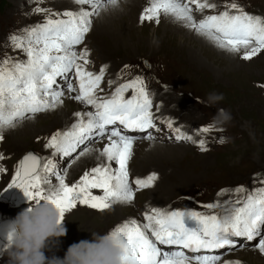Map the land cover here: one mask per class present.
<instances>
[{
  "label": "snow or ice",
  "instance_id": "6c2138e0",
  "mask_svg": "<svg viewBox=\"0 0 264 264\" xmlns=\"http://www.w3.org/2000/svg\"><path fill=\"white\" fill-rule=\"evenodd\" d=\"M35 2L39 5L43 0ZM72 3L80 6L77 11L53 12L36 7L35 13L43 14L44 21L24 29V35L9 37L10 47L23 52L26 58L0 57V142L5 130L62 106L68 93L91 110L74 113L76 122L72 127L54 132L47 138L45 147L54 150V155L73 157L71 163H75L91 154L96 142L107 141L102 149L96 150L104 162L85 170L71 185L66 182L67 172L56 170L54 159L42 162L40 157L29 153L17 165L9 188L21 189L29 203L53 204L61 220L78 205L99 212L116 204L131 205L138 191L153 188L159 179L156 173L132 178L129 169L135 137L125 132L148 133L144 138L154 140L149 130L159 131L145 80L137 76L120 84L110 96L99 95L107 66H102L99 73L88 70L91 53L78 47L91 32L94 19L115 0H72ZM192 6L200 13L217 9L210 0H149L140 15V23L159 25L162 16L172 17L218 48L231 54L242 53L245 61L264 52V17L246 12L237 0H229L223 11L197 20ZM129 90L132 95L125 98ZM161 123L175 134L177 141L193 143L202 152L209 150L205 139L195 140L174 127L171 119ZM213 131L214 127L208 125L200 128L197 135ZM219 142L223 144L225 140ZM3 171L0 168V173ZM93 190H99L102 195L94 194ZM227 191L222 189L217 195ZM232 191L238 198L232 202L231 209L219 200L202 205L207 212L150 208L143 215V223L130 219L117 226L111 235L122 249V264H221L220 255L187 253L232 249L236 247L234 238L257 241L255 249L264 255V186L252 191L239 186ZM241 193L246 195L240 197ZM216 208H224L225 215L217 214ZM11 239L12 234L8 233V244ZM161 246L176 250L165 251ZM223 264H240V261H223Z\"/></svg>",
  "mask_w": 264,
  "mask_h": 264
},
{
  "label": "rangeland",
  "instance_id": "374dc122",
  "mask_svg": "<svg viewBox=\"0 0 264 264\" xmlns=\"http://www.w3.org/2000/svg\"><path fill=\"white\" fill-rule=\"evenodd\" d=\"M25 1L0 0V57L11 56L19 60L26 58L23 52L10 47L9 37L24 35V29L44 21L43 14L35 13L36 7L51 9L53 12L78 10L71 7L59 8L60 3L57 1L64 0H43V3L39 5L35 0L23 3ZM139 2L136 10L133 12L128 10V13H125L126 16L123 15L121 20L120 17L117 18L112 24L113 36L108 33L109 30L106 35V33H94L92 28L91 34L86 36L84 45L78 46L81 51L90 47L91 63L88 65V70L94 72L101 69L104 64L113 65L117 67L116 70L122 68L119 80L116 81L117 86L140 76L145 80L149 91L169 92L176 96L175 100L179 102L175 106L173 103L170 105L166 120L171 118L174 124L180 126L175 127L182 129L185 133L193 130L195 139L197 141L205 139L209 150L202 152L193 143L174 144L172 139L152 141L145 139L144 136L135 137V143L156 142L159 148L171 149L165 154L151 155L149 160L141 159L146 157V154L142 149H137L132 160L139 159L138 163L130 167L132 178H140L143 171L158 174L157 182L166 183L162 187L163 190L156 187V184L153 188L138 191L131 205L119 207V204H116L105 212L91 213L103 219L99 225L90 222L77 223L76 220L71 219L69 222L65 216V226L67 230L70 229L71 235L50 242L49 247L45 249L48 259L55 257L63 260L71 245L81 240L91 241L93 232L101 234L110 232L130 219L143 223V215L150 208L161 209L166 206L167 210L180 208V206L185 208L187 205L196 207L195 205L215 203L219 200L231 209L234 206L232 202L238 198L232 190L243 186L252 191L264 186L261 184V181H264V52L251 61H245L241 58L242 53L231 54L213 43L209 45H202L198 41H192V43L188 35L185 36L186 39H182L183 41L180 40L179 34L173 35V41L168 42L164 35L170 31L161 30L156 36L159 25L149 22L140 23V15L148 6L149 0H139ZM228 2L229 0H212V3H216L217 9L205 10L204 16L218 14L224 10V5ZM237 2L246 12L264 17V0H237ZM120 9L112 10L109 7L111 12L107 11L108 19L112 14L122 11ZM95 21L94 19L93 27ZM142 59L150 63L148 69L142 66ZM125 65L129 67L125 69ZM128 93L132 91L129 90L125 97ZM210 93L222 94L223 101L211 107L206 106L204 102L207 101ZM218 109H224L231 114V120L228 123L219 125L213 123ZM55 116V113H51L49 116L36 119L34 122L36 129L32 131V135L18 134L12 137V135L3 134L4 139L2 143L0 142V156L4 159L0 160V168L4 171L0 173V194L14 179L17 165L25 155L33 153L40 157L42 162L48 160V157L57 158L51 155L54 150L45 147L47 138L54 132H63L60 125H53ZM208 125H212L215 131L208 135H197L200 128ZM222 138L225 140L223 144L219 142ZM49 153L50 156H48ZM68 158V163H62L59 159L58 162L54 160L60 173L67 172V168L73 164L71 163L73 157ZM101 161L104 162V160ZM97 164L92 162L84 165L70 181L66 182L69 185L75 183L85 170ZM51 179L54 184L57 183L54 177ZM222 189L228 191L218 196ZM152 192L156 194H151ZM93 193L102 195L99 190H93ZM245 195L246 193L239 194L240 197ZM13 198L11 202H7L0 195V220H4L6 230L9 224L6 219L9 217L13 221L29 205L21 189H17ZM162 200L165 204H162ZM83 206L78 205L73 211H76L78 215H89L87 210H94ZM214 211L222 216L225 215L224 208H216ZM84 230L85 234H83ZM238 242V247L228 252L222 258L221 264L229 258L230 261H240V264H264V255L255 249L257 241L253 244H245V240H237V244ZM247 250L253 252L251 253L253 256L250 258L248 254L239 256L240 252L244 253ZM8 259L7 244H0V264H8Z\"/></svg>",
  "mask_w": 264,
  "mask_h": 264
},
{
  "label": "bare ground",
  "instance_id": "6f19581e",
  "mask_svg": "<svg viewBox=\"0 0 264 264\" xmlns=\"http://www.w3.org/2000/svg\"><path fill=\"white\" fill-rule=\"evenodd\" d=\"M32 0H26L25 2L23 3H26V2H31ZM214 1V0H213ZM60 3V6L59 8H74V9H79L80 6H77L76 4L72 3V0H64V1H57ZM210 2H212V0H210ZM217 2V1H216ZM140 4L139 0H127V3L124 2V0H121L120 2V8L122 9V11H120L119 13H114V15L112 14V16L109 17L108 19V12L107 11H102L101 14L99 15V17L95 18V25L93 27V30H94V33H106L108 30L110 33V35H114V31L112 30L111 31V26L114 22H116V19L120 17V20L122 19V16L123 15H127L125 13H128V10L132 12L134 10L137 9L138 5ZM216 4V3H215ZM19 6V4H18ZM147 6V5H146ZM110 7V6H109ZM193 7V15L194 17L197 19V20H200L203 18L204 16V12L203 13H195L196 10H195V6H192ZM24 8V7H23ZM120 9V10H121ZM142 9V8H141ZM110 11V10H109ZM111 12V11H110ZM137 16V15H136ZM118 21V20H117ZM137 23H138V20H137ZM151 24H155L154 22H151ZM158 32L156 33V36L160 33V31H170V33L164 35V38L166 41H173V35H177L179 34L181 36L180 40L183 41L182 39H186L185 36L188 35V37H190V42L192 41H198L200 42L202 45H209L211 42H209L207 39L197 35L194 31H191L189 30L188 28L184 27L181 23L175 21L172 17H164L162 16L161 17V22L158 26ZM93 32V31H92ZM121 33V32H120ZM91 34V33H90ZM89 35V34H88ZM87 35V36H88ZM107 35V33H106ZM167 36H171L172 38H168ZM91 37V36H90ZM121 42V41H120ZM164 43V41H163ZM193 43V42H192ZM84 45V44H83ZM123 46V45H122ZM89 47V46H88ZM89 51H90V47L87 48ZM91 56V55H90ZM196 59V56L194 57ZM193 59V58H192ZM106 64H104L105 66ZM107 66V72L105 73V76H104V81L102 82L101 84V88L103 89L102 92L99 93V95H102V96H110L114 91H115V88L118 87L116 85V81L119 80V75H121V69L122 68H118L117 67H113V65H106ZM116 66V65H115ZM100 69H97L96 71H94V73H99ZM112 82L111 85L108 84V82ZM72 83L73 85L75 86L76 85V80L75 78H73L72 80ZM115 83V84H113ZM61 85L65 86V83L62 81L60 82ZM154 91V92H153ZM151 96H152V99H155L154 102L155 104H153V113H154V116H155V121L157 119H160L161 121H167L166 119H168L166 113L169 114V110H170V105L173 103L174 106L176 105L177 102L179 101H176L175 100V97L176 96H173L171 93L169 92H161V93H158L157 90H150L149 91ZM126 94V93H125ZM74 94L72 93H68L66 94L65 98H64V103L62 106L58 107L56 110L54 111H50V112H47L45 113L44 115H40V116H36L35 119H30V120H26L25 122L19 124L18 126H16L15 128L13 129H8V130H5L3 132V134L5 135H12L15 136V135H23L25 134H31L33 133L32 131H35L34 129H36V126H35V121L36 119H41V118H44L45 116H49L51 113H55V119H53V125H60L63 129V132L66 131V130H69L72 125L76 122V117L74 116V113L76 112H86V111H89L91 110L90 107H87L83 104H81L80 102L74 100L72 98ZM132 95V93H128L126 95L125 98H130ZM153 102V103H154ZM169 103V105H168ZM163 107V109H162ZM180 113V112H179ZM170 118V117H169ZM171 119V118H170ZM43 120V119H42ZM46 121V120H45ZM47 122V121H46ZM50 128V127H49ZM38 131V130H37ZM40 131V129H39ZM38 133V132H36ZM191 133V134H190ZM14 134V135H13ZM187 134L188 135H194L193 134V130H188L187 131ZM32 135V134H31ZM35 135V134H34ZM41 135V134H40ZM128 135H132V134H128ZM139 136H142V134H140ZM194 137V136H193ZM37 138V136H36ZM35 138V139H36ZM13 139V138H12ZM195 139V137H194ZM196 140V139H195ZM12 141V140H11ZM16 142V141H15ZM147 143H135L134 144V152L137 150V149H142V151L145 152L146 154V157H143L141 159L143 160H149V158L151 157V155H154V154H162V153H167L166 151L169 150L170 148H168L167 150L164 149V148H159L157 147L158 144L156 142H148L146 141ZM178 142H181V141H178ZM2 143V142H1ZM14 143V142H13ZM18 143V142H16ZM107 143V141H100V142H96L94 144V147H93V151L91 154L85 156V157H81L78 161H76L75 163H73L72 165H70L68 168H67V177H66V181H70L72 179V177H74V174L78 173L77 171H79V169H82V167L84 165H87V164H90L92 162H97V163H102L101 160H104L103 157H100L98 152L96 151L97 149H102L104 144ZM149 144V145H148ZM13 145V144H12ZM152 145V146H151ZM17 146V145H16ZM21 147V146H20ZM83 147V146H81ZM171 150V149H170ZM79 151V149H78ZM187 151V150H186ZM172 152H175V151H172ZM57 158H51V157H48L49 159H54L56 162H58V159L62 162V163H68L69 161V158L68 157H61V156H58V155H54V152L53 154H51ZM75 156V153L73 154ZM48 156H50V153L48 154ZM157 156V155H156ZM138 160L139 159H134V160H131L130 161V164H129V169L131 166H133V164L135 163H138ZM101 161V162H100ZM134 161V162H133ZM59 169V168H57ZM56 169V170H57ZM64 169V168H63ZM147 170V169H146ZM153 170V169H152ZM155 170V169H154ZM153 170V171H154ZM160 170V169H159ZM58 172H60V170H57ZM140 171V170H139ZM157 171V170H155ZM65 172V171H64ZM144 172V173H143ZM142 172V176H140V178H146L149 174L151 173H154L152 171H143ZM148 173V175H146V173ZM141 173V172H140ZM159 173V172H158ZM161 173V172H160ZM139 175V174H138ZM138 178V177H137ZM53 179V178H52ZM75 182V181H74ZM157 184V185H156ZM156 187H160V189H162V187H164L166 185V183L163 181H160V182H156ZM163 190V189H162ZM95 192V191H94ZM162 193V192H161ZM151 194H156L154 192H152ZM151 196V195H150ZM162 197V196H161ZM163 199V198H162ZM166 201V200H164ZM163 202V200L161 201ZM28 203V202H27ZM162 204H165L164 202ZM223 204V203H221ZM154 206H156L155 204H153ZM151 205V206H153ZM119 207H124L126 206V204H119L118 205ZM84 207V206H83ZM160 207V206H159ZM157 208V207H156ZM161 209H164L166 210V206H163ZM88 213H90L89 215H78V213H75L74 211H72L71 213H68L66 215V219L67 221L70 222V219L72 221H77V223H82V224H86V223H93L94 225H99L100 224V221L101 220V217L100 216H93L92 214L93 213H98V211L96 210H87ZM118 211V210H117ZM220 211V210H219ZM78 212V211H77ZM85 213V212H84ZM92 213V214H91ZM77 214V215H76ZM120 218V217H119ZM12 221V220H11ZM123 221V220H122ZM126 221V220H125ZM84 222V223H83ZM142 223V222H141ZM69 229V228H68ZM94 231V230H93ZM2 232V231H1ZM86 233H87V230H86ZM2 234L4 235V237H7V234H8V231H6V234L2 232ZM67 234L66 236L70 237L71 235V232H70V229L67 230ZM83 234H85V230L83 231ZM65 238V237H64ZM235 241L237 242V240H243L242 239H237V238H234ZM247 244V242L245 243ZM239 245V242L237 244L236 247H238ZM162 247V246H161ZM235 247V248H236ZM164 248L165 251H174L176 250L175 247H172V248H165V247H162ZM186 253L187 251L184 250ZM251 253L253 252H250L249 250L245 251L244 253L243 252H240L239 253V256L241 257L242 254H248L249 258L251 256H253ZM189 254V253H187ZM204 254V253H202ZM209 254H218L217 251L215 252H212V253H209ZM227 254V253H226ZM225 254V255H226ZM190 255V254H189ZM224 255V256H225ZM231 259L229 258L228 261H230ZM223 264V263H222Z\"/></svg>",
  "mask_w": 264,
  "mask_h": 264
},
{
  "label": "clouds",
  "instance_id": "9594fccd",
  "mask_svg": "<svg viewBox=\"0 0 264 264\" xmlns=\"http://www.w3.org/2000/svg\"><path fill=\"white\" fill-rule=\"evenodd\" d=\"M120 2L115 0L110 8L119 9ZM124 2L127 3V0ZM108 10L109 7L105 11ZM223 99L222 94L210 93L204 103L211 107ZM230 120L229 112L218 109L213 123L225 124ZM7 231L12 234L7 245L8 264H122L123 252L112 238L111 231L103 234L93 232L91 241L81 240L71 245L63 260L55 257L48 259L45 249L53 240L65 237L67 227L57 208L47 201L29 203L8 224Z\"/></svg>",
  "mask_w": 264,
  "mask_h": 264
},
{
  "label": "water",
  "instance_id": "95a60500",
  "mask_svg": "<svg viewBox=\"0 0 264 264\" xmlns=\"http://www.w3.org/2000/svg\"><path fill=\"white\" fill-rule=\"evenodd\" d=\"M1 231L4 233V229L0 230V235H1V236H0V241H2V242H8L6 237H5V238H3V237H4V235L2 234V232H1Z\"/></svg>",
  "mask_w": 264,
  "mask_h": 264
}]
</instances>
